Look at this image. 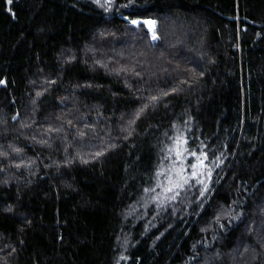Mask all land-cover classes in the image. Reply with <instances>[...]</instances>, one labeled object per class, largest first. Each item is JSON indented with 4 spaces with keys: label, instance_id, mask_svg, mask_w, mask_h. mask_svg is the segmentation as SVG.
Returning <instances> with one entry per match:
<instances>
[{
    "label": "trees",
    "instance_id": "1",
    "mask_svg": "<svg viewBox=\"0 0 264 264\" xmlns=\"http://www.w3.org/2000/svg\"><path fill=\"white\" fill-rule=\"evenodd\" d=\"M0 81V264H264V0H0Z\"/></svg>",
    "mask_w": 264,
    "mask_h": 264
},
{
    "label": "snow or ice",
    "instance_id": "2",
    "mask_svg": "<svg viewBox=\"0 0 264 264\" xmlns=\"http://www.w3.org/2000/svg\"><path fill=\"white\" fill-rule=\"evenodd\" d=\"M93 2L103 8L105 11L111 10L112 6L114 5V0H93ZM8 4L12 3V0H7ZM125 19L128 21V23L135 29H140L143 26H146L148 29V32L151 35V39L153 41H157L160 39V36L158 34V20L155 19H145V18H129L125 17ZM0 83H3L0 81ZM177 89L173 88L172 92H176ZM170 93L163 92V96H167ZM39 95V93H38ZM159 97L153 96L151 98L152 101H157ZM148 105H145L144 108L140 109V112H143L145 108H147ZM137 116H139V113H137ZM16 117H13L15 119ZM187 139L183 137H177L175 140V155L179 159L178 165H174L172 175L168 177V183L164 187L165 193H173V195L170 197L172 200H175L177 196L179 195V189L184 188V186L189 182L191 178H195L197 183L202 185V190L200 194L203 196L205 193H207L210 188V182L212 178V170L205 164V161L208 160L207 153L201 152L199 155L196 152H190L187 148ZM183 146V147H182ZM172 149H170L171 151ZM101 153H98L97 155H100ZM190 155L192 157H195L196 163H193L190 165L192 171L190 176L186 175V168L184 167V156ZM218 159V158H217ZM19 167V165H17ZM203 177V178H201ZM146 191H148L146 189ZM11 211V209H9ZM238 214L235 219H239ZM217 221H219V217H217ZM221 228H223V225H220ZM244 251H248L247 248L244 249ZM219 255V254H217Z\"/></svg>",
    "mask_w": 264,
    "mask_h": 264
},
{
    "label": "rangeland",
    "instance_id": "3",
    "mask_svg": "<svg viewBox=\"0 0 264 264\" xmlns=\"http://www.w3.org/2000/svg\"><path fill=\"white\" fill-rule=\"evenodd\" d=\"M146 27V26H145ZM147 29V27H146ZM172 30H175L176 29V25L175 23H173L172 25ZM148 30V29H147ZM264 228V222H261L260 226L257 228V230H260V229H263ZM242 252V253H241ZM248 251H242L241 248H236V249H233L232 251L228 252V256L230 257V259H236V260H239V261H243L244 262V257L246 256ZM211 258V257H210Z\"/></svg>",
    "mask_w": 264,
    "mask_h": 264
},
{
    "label": "water",
    "instance_id": "4",
    "mask_svg": "<svg viewBox=\"0 0 264 264\" xmlns=\"http://www.w3.org/2000/svg\"><path fill=\"white\" fill-rule=\"evenodd\" d=\"M15 117L18 118V114H16Z\"/></svg>",
    "mask_w": 264,
    "mask_h": 264
}]
</instances>
